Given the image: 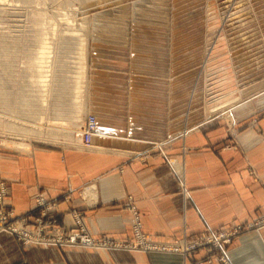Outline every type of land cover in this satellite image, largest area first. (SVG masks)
<instances>
[{"label":"crops","instance_id":"crops-1","mask_svg":"<svg viewBox=\"0 0 264 264\" xmlns=\"http://www.w3.org/2000/svg\"><path fill=\"white\" fill-rule=\"evenodd\" d=\"M108 48L97 52V58L108 57L99 58L103 72L90 79L96 130L89 146L72 138L66 146L17 151L0 142V180L6 189L1 205L12 217H25L32 225L41 209L36 200L46 198L54 207L44 218L51 216L56 226L73 228L78 220L89 236L128 241L136 211L148 240L171 243L206 227L264 216V88L256 109L233 126V146L221 123L160 137L173 111V82L166 89L133 84L121 99L118 90L124 91L122 81L130 75L124 56ZM205 257V248L180 254L22 245L0 231V264H196ZM226 258L229 264H264V223L233 238Z\"/></svg>","mask_w":264,"mask_h":264},{"label":"rangeland","instance_id":"rangeland-1","mask_svg":"<svg viewBox=\"0 0 264 264\" xmlns=\"http://www.w3.org/2000/svg\"><path fill=\"white\" fill-rule=\"evenodd\" d=\"M0 1V142L4 148L24 151L34 147L66 146L70 145L67 134L71 132L73 139L84 147L89 146L90 143L84 145L77 134L89 116L95 117L90 110L94 103L90 79L102 71L97 64L100 59L108 58L100 55L108 46L114 47L108 48L114 52L112 55L124 56L126 73L130 75V79L121 84L125 92L121 88L118 90L121 99L133 84L146 89H166L167 83L170 87L173 82V111L169 115L168 130L159 129L160 137L165 132L177 136L195 130L198 125L221 123L229 131L233 146L232 136L236 132L233 126L246 120L260 102V89L264 88V0H54L52 3L40 0L38 9H35L38 6L35 0ZM36 27L35 31L40 29L42 34H36ZM41 45L45 57L51 60L42 67L43 75L49 74L47 86L42 83V77L33 80L28 68L36 51L37 55L41 54ZM80 52H85L84 66ZM82 72L86 82L84 102L81 96L73 97L74 81ZM108 83L111 82L107 80ZM231 96L233 99L239 97L241 103L245 101L247 108L234 107L229 117L224 111L231 106L208 113L212 107L219 106L223 97L230 99ZM31 111H37L40 118L33 119ZM59 111L63 119L56 120L54 117L59 116ZM18 117L42 124L40 130L43 132L30 130V125L16 119ZM58 127H64L70 133L62 132L65 138L59 133L54 136L56 139L47 134ZM0 186L6 190L1 180ZM125 203H133L132 196L128 195ZM262 223L264 216L243 224L206 227L191 237L182 236L189 242L206 244L180 254L205 248L206 257L196 264L211 260L229 264L226 248L232 239L259 228ZM26 226L32 227L28 220ZM42 233L46 247H86L78 241L56 243L67 239L68 235L57 234L63 236L58 239L54 232ZM225 235L230 239L224 238ZM11 236L22 244L16 236ZM209 237L211 239H207Z\"/></svg>","mask_w":264,"mask_h":264},{"label":"built area","instance_id":"built-area-1","mask_svg":"<svg viewBox=\"0 0 264 264\" xmlns=\"http://www.w3.org/2000/svg\"><path fill=\"white\" fill-rule=\"evenodd\" d=\"M95 130V117L89 116L85 121L84 128L78 132L77 137L83 139L84 145H89ZM4 195L5 190L2 186H0V202L2 201V197ZM36 202L38 206L42 207V212H39V215L34 218L31 228L26 226V218L22 219L23 217H20L21 219H14L12 217L11 211L0 204V231L16 236V238L21 241L22 244H45V242L42 240L43 231L54 232V236L59 237L58 239L63 236H59L57 234L64 236L68 235L67 239L64 240L53 239L57 240L56 243L73 244L78 241L79 245L82 246L103 249H144L149 251L185 253L198 245L206 244L200 242H189L187 241L186 237H182V239L171 243L148 240L147 236L140 231L139 217L136 211H133L132 231L134 237L128 241L118 240L110 237L95 238L89 236L84 228L80 225L78 220H76V225L73 228H69L67 230L57 229L52 227L55 225V221L51 216L46 219L44 218L47 213L53 210L54 204L48 203L43 198H38ZM46 203L48 204L46 205ZM127 205L130 204L127 203ZM203 236L204 235L200 237ZM218 237H220V235ZM224 238L229 240L230 236L225 235ZM207 239H211V237Z\"/></svg>","mask_w":264,"mask_h":264},{"label":"bare ground","instance_id":"bare-ground-1","mask_svg":"<svg viewBox=\"0 0 264 264\" xmlns=\"http://www.w3.org/2000/svg\"><path fill=\"white\" fill-rule=\"evenodd\" d=\"M31 2V0H24V2ZM49 1H51L50 3H52V2H54V0H49ZM48 1V2H49ZM1 2V1H0ZM39 2H41L40 0H35V2L34 3H37L38 4V6H36L37 8H35V9H38V7H39V5H40V3ZM47 2V3H48ZM43 3V2H42ZM55 3H57L56 1H55ZM59 3V2H58ZM57 3V5H60V3L58 4ZM12 4V3H11ZM49 4V3H48ZM42 5V4H41ZM7 7V6H6ZM43 7V6H42ZM8 8H11V7H9L8 6ZM14 8H17V7H15V5H14ZM35 9H31V10H33L32 12H37V10H35ZM235 12V11H234ZM231 13V12H230ZM233 13V12H232ZM234 15V14H233ZM229 16V15H228ZM227 17V16H226ZM38 27H36L35 29H34V31L37 29ZM40 28H41V26H40ZM32 32V31H31ZM35 32H37L36 34H42V31L39 29V30H37V31H35ZM35 32H34V34H35ZM83 40H86V39H83ZM39 42V41H38ZM41 54L40 55H37V53H38V50L36 51V55L33 57V60L30 62V64L28 65V68L30 69V76L33 78V80H35V79H39V78H41L42 77V83L44 82V84L47 86L48 85V83H47V80H49L47 77L49 76V74L48 73H45V75H43V66H47L46 64H50V63H47V62H49V60H47L49 57H45V51L44 50H42V45H41V50L39 51ZM79 54H82V58H83V60L84 61H82V63H83V66L85 65V52L84 53H82V52H80ZM81 56V55H80ZM51 61V60H50ZM36 63V64H35ZM37 63H39V64H41V65H39V64H37ZM48 66H50V65H48ZM50 68H51V66H50ZM85 68V67H84ZM46 70H48V69H46ZM219 71V70H218ZM45 76V77H44ZM75 76V75H74ZM85 73L84 72H82V75L81 76H78L77 78H76V81H74V89H73V92H74V95H73V97H75V98H78V97H80L81 96V98H82V100H83V102L85 101V96H86V88H85ZM74 80V79H73ZM83 85H84V88H83ZM39 87H42L41 85H39ZM260 90H262V89H260ZM259 90V91H260ZM80 93H82V95H80ZM217 93V92H216ZM225 93V92H224ZM213 94V93H212ZM218 96V95H217ZM240 96V95H239ZM225 97V96H224ZM222 98L221 99V101L218 103L219 104V106L218 107H216V106H214V108L212 107V104L211 103H207V104H211V109L208 111V113H212V112H214L215 110H217V109H225L226 107H228V106H231V107H229V108H227L225 111H224V113H225V115H227L228 117L230 116V111L234 108V107H237V106H240L241 108H243V107H247L245 104L246 103H241V102H239V97H238V99H237V97L235 98L236 99V101H234L235 99H233V97L231 96L230 97V99H227V98ZM211 98V101H214V98H212V97H210ZM208 99V98H207ZM218 100V99H217ZM210 101V102H211ZM207 102V101H206ZM209 102V101H208ZM234 103H237L235 106H233V104ZM240 103V104H239ZM208 107V106H207ZM62 108L60 107L59 108V110H61ZM81 110H83V109H81ZM19 112V111H18ZM223 112V111H222ZM50 113V112H49ZM62 112H60L59 111V116L57 117H54V119H59V120H61V119H63V118H61L60 117V115H62L61 114ZM31 116H32V118L33 119H35V120H38L40 117H38V113H37V111H31ZM35 114H36V116H35ZM42 116V115H41ZM24 117H22V118H16V119H20V121L21 122H23V123H28L29 125H30V130H33V129H36V130H40L41 128H42V124H38V123H36V122H34V121H27V120H25V118L23 119ZM42 118V117H41ZM50 119V118H49ZM230 119V118H229ZM44 120V119H43ZM59 122V121H58ZM53 123V122H52ZM55 123V122H54ZM61 123V122H60ZM230 123V122H229ZM45 124H46V122H45ZM27 125V124H26ZM56 125V124H55ZM58 125V124H57ZM47 127V126H46ZM49 128H51V127H49ZM22 130V132H23V128H21ZM69 129H70V127H69ZM13 131H14V129H12ZM18 130H20V127H19V129ZM25 130H28L27 129V127L25 128ZM35 130V131H36ZM44 130V129H43ZM55 130L57 131V132H55ZM10 131H11V129H10ZM34 131V132H35ZM65 131V134L67 133L66 131H68L69 133H70V131L68 130V129H65L64 127H58V129H56V128H52V129H50V131L47 133V134H50V135H53V137L52 138H54V136H58V134L60 133H62V132H64ZM73 131V130H72ZM14 132H17V131H14ZM25 132H27V131H24V133ZM28 132H30V131H28ZM33 132V131H32ZM41 132H43L42 130H40V133ZM46 132V131H45ZM38 133V132H37ZM72 133V132H71ZM67 134V135H69V137H68V139L70 140V139H72L74 136H72V134ZM17 134V133H16ZM23 134V133H22ZM30 134V133H29ZM54 134H56V135H54ZM31 135V134H30ZM37 135V134H36ZM62 136H64L63 134H61ZM40 136H42V135H40ZM66 136H64V138H65ZM34 138V137H33ZM40 138V137H39ZM76 138V137H75ZM54 139H56V138H54ZM59 245V244H58Z\"/></svg>","mask_w":264,"mask_h":264}]
</instances>
